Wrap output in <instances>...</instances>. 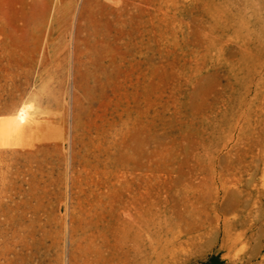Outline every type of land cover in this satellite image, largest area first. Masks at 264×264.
Here are the masks:
<instances>
[{
    "label": "rangeland",
    "instance_id": "1",
    "mask_svg": "<svg viewBox=\"0 0 264 264\" xmlns=\"http://www.w3.org/2000/svg\"><path fill=\"white\" fill-rule=\"evenodd\" d=\"M264 264V0H0V264Z\"/></svg>",
    "mask_w": 264,
    "mask_h": 264
},
{
    "label": "trees",
    "instance_id": "2",
    "mask_svg": "<svg viewBox=\"0 0 264 264\" xmlns=\"http://www.w3.org/2000/svg\"><path fill=\"white\" fill-rule=\"evenodd\" d=\"M223 262L221 261L219 256H213L210 259V263L209 264H222Z\"/></svg>",
    "mask_w": 264,
    "mask_h": 264
}]
</instances>
